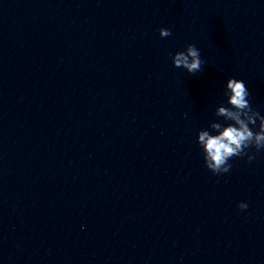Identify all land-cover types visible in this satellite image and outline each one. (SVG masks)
Returning <instances> with one entry per match:
<instances>
[{
	"label": "clouds",
	"instance_id": "obj_1",
	"mask_svg": "<svg viewBox=\"0 0 264 264\" xmlns=\"http://www.w3.org/2000/svg\"><path fill=\"white\" fill-rule=\"evenodd\" d=\"M159 35L162 38L168 37L171 30L161 28ZM170 57L174 67L183 68L189 74L200 72L204 63L200 50L194 44L187 45L183 51L170 54ZM224 94L227 99L224 106L216 109L215 115L223 117L228 123L211 122L209 126L212 132L202 129L197 134L205 166L213 174L228 173L232 167L229 161L233 157L247 156L252 161L254 155H249L246 151L249 148H255L256 151L264 149V115L252 107L245 82L234 77L228 78ZM257 121L258 130L254 131L250 125L256 126ZM247 207L244 202L238 204L241 210Z\"/></svg>",
	"mask_w": 264,
	"mask_h": 264
}]
</instances>
